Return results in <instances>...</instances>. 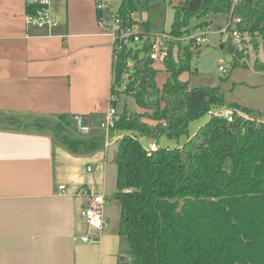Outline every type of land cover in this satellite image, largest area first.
Instances as JSON below:
<instances>
[{
    "label": "trees",
    "instance_id": "1",
    "mask_svg": "<svg viewBox=\"0 0 264 264\" xmlns=\"http://www.w3.org/2000/svg\"><path fill=\"white\" fill-rule=\"evenodd\" d=\"M149 1L120 0L117 13L125 20ZM41 8L32 2L27 9L36 14ZM221 12L241 18L237 28L260 38L256 47L264 50V0H183L174 6L169 34L191 35L210 26L211 14ZM194 19L198 21L192 24ZM141 25V42L115 44L110 86L112 105L128 93L142 109L119 113L113 129L124 133L115 154L113 194L122 208L120 234L130 247L124 264H264V120L249 107L225 102L218 86H193L181 79L184 72L193 73V51L199 46L194 40L171 43L162 63L169 76L160 87V70L150 57L154 36L149 21ZM237 51L233 67L248 66ZM254 67L264 69V63ZM218 106H233L253 119L209 116ZM205 115L207 121L190 137V123ZM0 121L17 128L33 124L40 131L51 129L76 154L95 152L104 144L103 135L67 133L73 125L67 114L26 123L8 115ZM186 134L189 140L180 146L161 144L163 136L179 142ZM144 139L156 140L159 148L148 155Z\"/></svg>",
    "mask_w": 264,
    "mask_h": 264
},
{
    "label": "crops",
    "instance_id": "2",
    "mask_svg": "<svg viewBox=\"0 0 264 264\" xmlns=\"http://www.w3.org/2000/svg\"><path fill=\"white\" fill-rule=\"evenodd\" d=\"M32 2L37 0H0V117L26 123L67 114L79 131L77 118L91 127L84 136L103 135V119L100 126L95 120L111 106L115 45L99 25L95 0H52L59 21L54 27L27 22ZM143 141L146 146L151 140ZM84 154L73 153L48 128L0 121V264L126 262L122 208L114 215L108 211L107 194L108 227L97 243L81 238L97 233L86 221L80 191L91 186L80 164Z\"/></svg>",
    "mask_w": 264,
    "mask_h": 264
},
{
    "label": "rangeland",
    "instance_id": "3",
    "mask_svg": "<svg viewBox=\"0 0 264 264\" xmlns=\"http://www.w3.org/2000/svg\"><path fill=\"white\" fill-rule=\"evenodd\" d=\"M181 1L183 0H150L148 7H142V9L138 11V13L141 11L140 14H142L138 19L142 21V16H144V12L147 11V17L144 19L149 21L152 36L159 35L160 33L169 34L174 20V6ZM112 3L114 10H117L121 4L120 0H112ZM110 14L111 10L109 8L104 11V15L107 19ZM209 17L212 19L208 33L210 41L208 43H202L194 49L193 52L195 53L192 60L193 73L184 72L183 76L187 78V80L189 79L190 84L193 86L201 84L211 87H220L224 94L225 102H237L242 106L249 107L254 112H257L261 120H264V69L254 67L256 62L264 63V50H262V47H258L261 44L260 38H255L249 33L243 35L240 30L242 36L241 38H237L233 36L231 29L222 35L220 33L221 30L227 28L231 19L230 13H214ZM197 21V19H194L192 24ZM231 24L232 29H237L235 21H231ZM198 31L199 30H194L192 34ZM256 44L258 45L257 47ZM237 50H240L243 55L241 61L247 63L248 66L233 67V59L238 52ZM222 59L224 62H221ZM221 65L227 68V72L221 70ZM155 66L160 70L157 75V83L158 85L159 83L162 85L168 73L164 70L162 63H156ZM225 78L228 79L223 80ZM116 108L118 113H123L125 110L129 112H140V107L137 105L134 96L128 93L120 94L116 102ZM104 118L105 116H103V118L97 117L95 121L100 126V120ZM207 119L208 116L205 115L192 121L189 125L188 135H194L199 126L204 124ZM145 120L154 123V121L148 118H145ZM52 133L55 135L54 131H52ZM67 133L73 136L85 135L73 126ZM55 136L57 138V135ZM187 140V134L183 135L179 142L175 139H169L163 136L161 144L172 148L184 144ZM119 142L120 140L114 141L109 147L101 146L96 149L95 152L84 154L83 160L80 163L81 165L83 164L84 167L85 180H89L91 186L94 185L95 191L105 192L108 195L106 208L108 211L112 212L113 215L118 212V209L119 212L121 210L120 201L113 196L116 192L117 184L115 154ZM88 164L93 168V171L88 172L86 170ZM93 230L95 229L93 228ZM123 251L124 256L129 257L130 247L128 243H126Z\"/></svg>",
    "mask_w": 264,
    "mask_h": 264
},
{
    "label": "built area",
    "instance_id": "4",
    "mask_svg": "<svg viewBox=\"0 0 264 264\" xmlns=\"http://www.w3.org/2000/svg\"><path fill=\"white\" fill-rule=\"evenodd\" d=\"M38 3L43 5L36 14L28 13L26 20L29 23L40 25H48L49 27L57 26L59 21H57L52 12V0H37ZM97 6V12L100 10L103 12L102 16L97 15V20L99 21L100 27H102L106 34L113 37L114 45L119 44V47L126 45H134L141 42L142 34L144 32L142 28V21L136 18L138 12H132L125 20L117 13V10L113 9L112 0H95ZM111 10V14L107 19L104 15L106 9ZM231 21H235L236 25L242 20L239 17L230 19L227 28L221 30V34L227 33L231 29L233 36L241 38L242 34L239 29H232ZM209 26H205L199 29L198 32L194 34L183 36V37H174L170 34L160 33L159 35H154L153 45L150 57L155 61V63H163L167 56L169 55V49L172 42L182 41L185 45L190 43L191 40H194V46L200 45L202 43H208L210 41L209 37ZM221 70L227 72V68L223 65L220 66ZM112 96H110L109 102L111 101ZM110 108L107 111L105 118L101 121V129L103 130V139L105 140L106 146L109 147L112 142L121 140L124 136V133L114 132L113 129L116 126V121L119 120L120 115L117 111L115 105H112L110 102ZM237 114L244 119L251 118L252 116L243 112L242 110L235 108L233 106H218L213 107L208 111L209 116H218L228 119V121L234 120V115ZM77 123L79 128L83 133H89L91 130L90 126L82 123L80 118H77ZM259 120H261L259 118ZM159 148V144L156 140H151L146 146L145 149L148 155H151L154 151ZM92 167L88 166V171H91ZM64 188V185L60 186V189ZM80 191L86 197L85 205V217L88 225L96 230L97 233L85 234L81 238L82 240L88 243H97L100 239V235L108 227L107 220L105 218V208L104 205L107 201L105 192H97L94 190L93 186H83L80 188Z\"/></svg>",
    "mask_w": 264,
    "mask_h": 264
},
{
    "label": "water",
    "instance_id": "5",
    "mask_svg": "<svg viewBox=\"0 0 264 264\" xmlns=\"http://www.w3.org/2000/svg\"><path fill=\"white\" fill-rule=\"evenodd\" d=\"M183 204H184V201L182 200V202H180V204L178 205L179 206L178 209H177L178 213H180L182 211V209L184 207Z\"/></svg>",
    "mask_w": 264,
    "mask_h": 264
}]
</instances>
